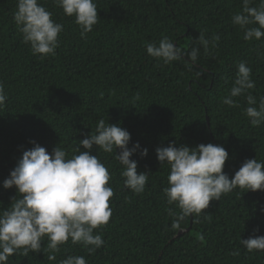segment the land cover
Wrapping results in <instances>:
<instances>
[{
	"label": "trees",
	"instance_id": "1",
	"mask_svg": "<svg viewBox=\"0 0 264 264\" xmlns=\"http://www.w3.org/2000/svg\"><path fill=\"white\" fill-rule=\"evenodd\" d=\"M94 2L98 23L82 38L74 17L65 16L53 0H40L64 26L55 55L40 58L14 22L17 0H0V82L7 94L0 108V210L16 195L14 187L3 188V180L32 141L49 153L58 146L71 154L101 118L130 133L129 148L137 142L147 148L146 156L137 150L130 159L148 181L139 194L125 188L114 155L93 146L91 154L108 168L114 192L112 215L95 230L103 246L89 255L69 240L50 261L45 238L40 252H17L7 264H59L69 255L84 256L87 264H264V251L249 253L240 244L264 236V191L234 189L173 229L166 209L175 206L166 203L163 191L169 167L160 165L155 153L169 143L221 145L228 152L223 171L230 179L247 159L264 163V124H250L245 96L234 98L238 107L222 103L241 61L255 81L249 92L257 101L264 96V37L245 41L231 21L242 0ZM258 4L253 0L252 6ZM201 32L220 40L207 51L200 47L191 69L183 60L164 65L146 53L147 43L164 36L187 53L199 47L195 40Z\"/></svg>",
	"mask_w": 264,
	"mask_h": 264
},
{
	"label": "clouds",
	"instance_id": "2",
	"mask_svg": "<svg viewBox=\"0 0 264 264\" xmlns=\"http://www.w3.org/2000/svg\"><path fill=\"white\" fill-rule=\"evenodd\" d=\"M53 3L65 16L74 17L82 38L98 23L94 0H53ZM252 4L253 0H242L241 10L231 18L232 24L243 31L245 41L264 37V0H259L257 6ZM52 16L40 0H17L14 22L22 34V41L40 58L55 55L59 47V34L64 26ZM219 40L218 34L209 39L201 32L195 40L199 47L194 46L185 53L164 36L158 43H147L146 53L164 65L183 60L191 69L197 62L200 47L207 51L210 44L215 46ZM236 67L232 87L222 103L238 107L234 98L245 96L248 107L244 114L252 126L258 127L264 124V96L257 101L249 92L255 88V81L247 63L241 61ZM6 99L4 85L0 82V108L5 106ZM129 141L127 130L118 124L106 123L102 118L91 134L78 141L71 154L58 146L49 153L32 141L33 147L22 152L9 176L3 180V188L14 187L16 195L7 208L0 210V264H7L8 258L17 252L24 256L40 252L45 238L50 261L56 260L60 246L69 240L73 245L79 244L89 255L102 247V235L95 230L108 223L112 215L109 201L114 192L108 184L111 179L108 168L91 151L95 146L104 153L113 154L122 167L124 187L139 194L145 189L148 174L137 173V162L130 157L137 150L141 156H146L147 148L141 149L138 142L129 148ZM117 149L119 154H116ZM155 153L160 165L166 163L169 167L168 187L163 191L166 203L175 206L166 209L173 218V229H180L181 222L190 216L199 217L210 201H219L222 195L234 189L264 191V163L255 158L247 159L230 179L223 171L228 152L221 145L208 143L189 148L169 143L167 147H157ZM240 244L249 253L264 251V236L240 239ZM59 264H87V260L84 256L69 255Z\"/></svg>",
	"mask_w": 264,
	"mask_h": 264
},
{
	"label": "water",
	"instance_id": "3",
	"mask_svg": "<svg viewBox=\"0 0 264 264\" xmlns=\"http://www.w3.org/2000/svg\"><path fill=\"white\" fill-rule=\"evenodd\" d=\"M181 233V232H180Z\"/></svg>",
	"mask_w": 264,
	"mask_h": 264
}]
</instances>
